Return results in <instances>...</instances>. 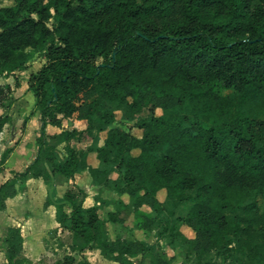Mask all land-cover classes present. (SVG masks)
Returning a JSON list of instances; mask_svg holds the SVG:
<instances>
[{
  "label": "trees",
  "instance_id": "1",
  "mask_svg": "<svg viewBox=\"0 0 264 264\" xmlns=\"http://www.w3.org/2000/svg\"><path fill=\"white\" fill-rule=\"evenodd\" d=\"M2 1L0 74L18 86L35 53L46 60L30 75L28 92L39 112L38 149L47 147L51 173L39 158L15 172L0 184V211L17 195V182L88 171L93 185L128 196L137 229L158 226V241L182 245L199 260L216 252L240 264H264V0H8L5 7ZM14 90L0 86V132L12 122L2 111ZM106 103L127 107L131 116L145 108L164 115L140 119L141 138L111 130L93 167L84 161L88 152L72 142L93 140L113 124ZM75 117L87 127L53 135L66 144L61 161L47 146L46 129ZM12 152H4L0 176ZM85 198L83 190L70 189L54 205L82 257L55 264H91L83 255L95 250L117 264L151 253L143 241L112 240L102 204L86 207ZM120 210L109 213L110 222H123ZM4 242L5 264L31 262L20 228L10 227ZM157 261L169 263L159 255Z\"/></svg>",
  "mask_w": 264,
  "mask_h": 264
},
{
  "label": "rangeland",
  "instance_id": "2",
  "mask_svg": "<svg viewBox=\"0 0 264 264\" xmlns=\"http://www.w3.org/2000/svg\"><path fill=\"white\" fill-rule=\"evenodd\" d=\"M11 5L10 1L3 0L1 6ZM43 53L37 52L33 55V59L29 62V67L25 72L18 74V81L20 85L17 86L14 77L7 73L0 74V86L10 84L14 90L12 100L9 102L6 109L2 112L12 118L11 124L7 125L5 136L0 135V162L4 152L9 148H17L21 140L24 142L27 156L26 164L20 165L15 169L16 171L23 172L36 158L40 159L39 167H49L46 161L47 150L43 148L39 151L38 138L41 135L39 112L35 111V96L28 92L29 78L32 73L38 72L41 67L46 63L43 58ZM99 63L102 60H98ZM232 91H223V95L232 94ZM105 112H111L114 115V122L111 126L106 127L101 133H97L96 138L93 140H86L82 142L73 141L72 144L78 150L86 152L84 161L93 167L99 165L97 151L105 146V140L108 138L109 132L113 129H121L132 137L141 138L143 131L138 126L139 120L151 117L153 114L156 116L164 115L163 111L159 108L155 109L152 114L150 108H145L139 115L131 116L129 109L125 106L117 104L106 103L104 107ZM180 112V111H179ZM30 115V120L26 128H22L23 120ZM16 120V124L13 121ZM87 122H79L75 117L73 119H66L63 121L61 128L48 126L46 129V143L47 146L54 147L57 151V157L61 161L67 158L66 144L53 139V135H60L64 130L72 129H85ZM5 132V130H4ZM4 137V138H2ZM2 143V144H1ZM5 143H8L5 145ZM11 143V144H10ZM91 149V151H89ZM133 153H138L134 151ZM30 159V160H29ZM16 171L11 170V166L4 165L3 172L0 176V184L5 183L8 179L12 178ZM113 180H117L118 174L112 175ZM26 180H22L21 184ZM42 182L32 184L30 192L25 193L22 202H29L27 209L19 210V202H14L10 206V210L6 214H0V264L6 263L5 258V238L10 227H17L22 230L24 237V252L23 256L29 259V264H55L63 260L68 255L75 257L77 261L81 260V255L72 250L74 243L73 235L69 231L63 230L56 219V208L54 205L63 203L56 198L55 192L48 188L49 181L41 179ZM20 183V182H19ZM16 183L17 191L21 184ZM51 185V184H50ZM69 187V188H68ZM56 188L70 189L78 191V189L86 192L84 205L91 207L93 205L102 204L100 212L101 217L105 223V229L108 231L112 240L122 238L124 240H140L145 242L151 247V253L144 258H136L135 264H157V256H161L168 264H240L234 257L229 258L224 253L219 254L216 252L211 253L204 259H198L195 255L187 254L185 249L178 244L171 246L166 240L158 241L156 239V226L152 232H143L137 229L135 225V213L132 208V202L126 195H119V193L111 186L99 187L92 184V178L89 172H81L69 182L58 180ZM33 191V192H31ZM66 194V193H65ZM161 202L166 201V192L161 191L158 194ZM122 201L123 206L119 205ZM20 201V204L22 203ZM48 205V207H46ZM190 206V204L188 205ZM45 207L47 209H45ZM120 208L119 216L122 217V223H112L109 221V213L116 212ZM7 209V207H6ZM8 210V209H7ZM53 223L51 224V222ZM55 223V224H54ZM178 228L184 233L185 236L193 239L195 238L194 232L184 223L178 222ZM91 264H117L106 260L99 250L88 251L83 255Z\"/></svg>",
  "mask_w": 264,
  "mask_h": 264
},
{
  "label": "crops",
  "instance_id": "3",
  "mask_svg": "<svg viewBox=\"0 0 264 264\" xmlns=\"http://www.w3.org/2000/svg\"><path fill=\"white\" fill-rule=\"evenodd\" d=\"M39 122V120L37 119V123ZM79 122H85L84 120H79ZM14 124H16V120L13 121ZM6 128V127H5ZM5 130V132H4ZM3 131L0 132L1 136H5L6 133V129H4ZM4 138V137H2ZM1 142V141H0ZM2 144V143H1ZM8 143H5V145ZM11 144V143H10ZM25 146H24V142L23 140H21L19 146H17V148L13 149V152L11 153V155L9 156L8 160L5 163V166H11V170L12 171H16L18 169H15L16 167L26 164V159H28L30 157V155L27 156V154L25 153ZM26 158V159H25ZM30 160V159H29ZM44 170H47L48 172L51 173L49 167H44ZM18 172V171H16ZM42 178H37V179H28L27 181H25V183L21 184L22 182H20L19 184H21L18 188V193L14 198H10L7 200V209L5 211H0V214H6V212H8L10 210V206L11 204H13L14 202H19V210H24L27 209V207L29 206V202L27 201V199H25V202H22L23 197H26L27 195H25V193L30 192V187L32 186V184L35 183H40L42 182L41 180ZM58 180H63V182H69V180L72 181V179L66 178V177H62V176H54L51 174V179H50V183L48 185V188L55 192L56 194V198L60 201H62L64 199L65 193H66V188L60 190L59 188H56V183ZM51 184V185H50ZM69 188V187H68ZM33 192V191H31ZM20 201L22 202L20 204ZM53 223V221L51 222V224ZM55 224V223H54Z\"/></svg>",
  "mask_w": 264,
  "mask_h": 264
}]
</instances>
